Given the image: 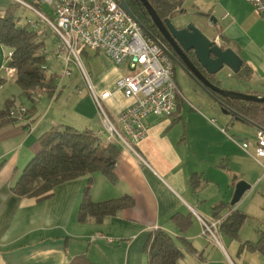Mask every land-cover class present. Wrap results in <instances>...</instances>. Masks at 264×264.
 Wrapping results in <instances>:
<instances>
[{"label":"crops","instance_id":"1","mask_svg":"<svg viewBox=\"0 0 264 264\" xmlns=\"http://www.w3.org/2000/svg\"><path fill=\"white\" fill-rule=\"evenodd\" d=\"M180 4L177 12L190 11L206 21L214 33L209 40L239 56L247 75L238 78L233 74L236 78L234 84L241 86L245 94L264 97V16L255 13L245 0H181ZM10 5L9 0H0V12ZM176 26L181 29L186 25L180 23ZM97 54L103 65L89 77V84L94 95L111 94L102 103V109L110 121L115 122L131 101L116 89L115 82L122 70L105 55ZM7 61L8 55L3 54L0 77H5L7 83L0 87V92L8 86L13 89L0 100V109L5 99H12L9 97H14L15 106L29 109L24 102L30 103V108L31 102L13 87V77L6 75ZM88 94L89 103L96 107L89 91ZM77 95L82 97L83 92ZM58 97L48 98L49 104L43 113L37 112V106L44 97L38 98L29 121L0 126V264H68L79 256H85L93 264H147L143 247L154 230H163L174 238L182 236L190 243L188 239L205 235L203 219L211 224L217 221L213 216L215 206H220L215 211L219 216L233 214L244 218L245 223V216L234 212L240 201L234 207L229 205L235 185L241 181L236 174L241 170L242 157L239 155L240 145L234 142L237 138L227 132L228 119L219 118L218 125L217 120H209L195 112L192 106L184 104V98H177L172 117L147 118L146 135L132 145L134 152L122 147L113 172L115 183H110L99 173L92 176V202L130 198L132 204L116 215L101 223L93 219L85 223L77 221L88 176L53 187L45 199L15 196L11 188L37 152L38 138L53 126L67 125L60 124L66 115L63 111L65 105L60 104ZM75 106L80 120L85 121L82 127H71L90 129L95 133L102 130L99 114L95 125L87 117V111L81 110L78 104ZM242 123L253 128L250 134L244 135L249 139H239L248 142L245 153L253 158L257 126ZM230 129L235 131V126ZM251 170L247 167L246 172ZM192 176H196L199 182L195 189L189 182ZM259 181L256 178L251 185L249 183L248 191ZM209 184L213 186L211 189L215 187L214 193L208 191ZM174 214L189 217L188 221H191L183 235L171 220ZM194 216L201 222L200 233L190 235ZM218 225L215 230L222 233ZM235 252L236 248L232 249L233 255ZM243 252L240 254L238 249L236 257H246ZM256 253L264 258L263 253Z\"/></svg>","mask_w":264,"mask_h":264},{"label":"trees","instance_id":"2","mask_svg":"<svg viewBox=\"0 0 264 264\" xmlns=\"http://www.w3.org/2000/svg\"><path fill=\"white\" fill-rule=\"evenodd\" d=\"M147 1L161 20L167 18L171 20L170 16L181 5V0ZM125 2L135 18L144 26L147 34L157 43L165 47L168 46L143 6L137 0H125ZM15 6L20 7L11 3L6 10L0 12V45L6 47L11 53L7 67L14 70L13 84L26 97V100L31 102V108H26V114L23 117L24 121H29L34 115L33 111H35V103L38 98L46 96L51 99L56 96L57 75L48 70L49 60L44 48L45 40L39 34V29L32 28L29 23L20 25L15 11H12ZM190 60L196 67L199 66L196 59ZM246 75L247 70L244 65L235 73L238 78ZM205 77L220 88V82L214 78V75L205 74ZM6 83L7 79L0 77V87L5 86ZM214 97L215 102L234 112V115L231 114V116L235 119L239 117L237 119L242 122H251L256 126L264 125V103L233 101L217 94H214ZM18 107L23 106H15L13 99L4 100L2 109H0V126L20 122L11 113ZM37 143V152L11 188L15 196L45 199L48 198L53 187L88 176L89 179L87 185L84 186L77 211L79 223H85L88 219L101 223L105 218L116 215L119 210L132 204L128 197L101 203H94L90 199V185H92L94 174H101L112 184L116 182L113 172L121 152L118 144L106 142L103 136L97 135L90 129L78 130L71 125L51 127L38 138ZM189 182L194 189L199 184L196 176H192ZM219 208L220 206H215L213 209V216L217 217L215 220H221L218 225L219 231L232 240L237 239L244 218H237L233 214L219 216L217 212L215 213ZM171 220L181 235L191 225V221H188L189 217L180 214L172 215ZM143 248L147 264H179L184 256L183 250H187L191 254L195 253L193 247L184 237L174 238L160 229L150 232ZM244 250L264 254V238L254 243L243 242L239 247V252L242 253ZM68 264L93 263L88 261L85 256H79Z\"/></svg>","mask_w":264,"mask_h":264},{"label":"built area","instance_id":"3","mask_svg":"<svg viewBox=\"0 0 264 264\" xmlns=\"http://www.w3.org/2000/svg\"><path fill=\"white\" fill-rule=\"evenodd\" d=\"M11 3L33 12L41 22L47 25L58 41L63 66V77H70L69 66L75 64L82 72L83 81L92 95L96 109L101 115L102 130L97 135L106 142L118 144L134 152L132 145L144 139L147 132L148 117L170 118L176 108L177 98H183L176 85L173 65L166 48L152 39L121 6L119 0H9ZM255 13L264 16V0H245ZM33 4L48 7L53 21L48 19ZM36 28L37 21H28ZM90 50L105 55L122 70L115 85L121 96L131 104L119 113L115 122L107 116L102 103L110 93L94 95L89 77L83 70L80 55ZM11 53L8 54V58ZM6 75L13 77L14 70L5 68ZM77 94H82L77 90ZM12 116L24 121L25 107L14 109ZM255 146L253 158L264 173V125L257 126L254 134ZM244 151L249 144L243 140H234ZM221 220L203 228L214 236L216 225ZM205 233V231H203Z\"/></svg>","mask_w":264,"mask_h":264},{"label":"rangeland","instance_id":"4","mask_svg":"<svg viewBox=\"0 0 264 264\" xmlns=\"http://www.w3.org/2000/svg\"><path fill=\"white\" fill-rule=\"evenodd\" d=\"M35 10H38L48 19L52 20L54 17L52 13L45 5L33 4ZM15 16L19 18L20 25L26 24L28 21H37L38 26L36 27L39 29V34L45 40V49L48 55L49 60V71L52 73H56L57 75V91L56 97L59 98V102L63 106V111L66 116H64L65 120L62 121L63 123L60 124H67L76 127H82L83 121L80 120L81 116L77 115L75 104H78L81 110H85L88 113H85L89 119H92L93 123L96 125V121L98 118H101L100 112L95 109L96 107L89 103L88 97V90L86 88L85 82L83 81L82 72L80 69L75 65L71 64L69 66V72H71L70 77H63V66L61 63V58H59L58 48V41L53 35L50 28L38 22L37 16L27 9L22 7H14ZM171 22L175 27L176 25H180L183 23L184 25L192 24L199 31L208 39L212 38L214 33L212 29H210L207 25L206 21L201 20L198 16L193 15L192 12L187 11L185 13L175 12L172 13ZM10 52L6 47L0 45V59H2V55H8ZM100 56L97 52H93L90 50H85L84 53L80 55V61L83 66V71L86 72L87 76L90 77L95 71L102 68V60L99 58ZM173 68H174V80L176 85L179 87L182 96L184 98V104L192 106L195 112H199L205 116V118L211 120H217V124L219 125V118L221 119H228V128L227 132L229 135H234L235 138L242 139L248 138L244 135L250 134L252 131V126L249 124L242 123L241 121H235L230 114H226L222 112L219 104H217L213 97L209 96L206 92H204L200 87L194 85V83L189 80L186 74L175 65L173 61ZM215 79L220 82V88L232 91V92H239L244 93L241 86H237L234 84L235 77L233 73L227 68L224 67L221 69L219 73L215 75ZM8 88L4 91L0 92V100L2 98H6L9 94L8 92L11 91L13 88ZM15 87L18 91L19 89ZM6 88V87H5ZM77 90H81L83 95H77ZM245 94V93H244ZM14 99V97H9ZM48 97L44 96L39 100V104L37 106V112L43 113L42 111L45 110L46 106L49 104ZM66 102V103H65ZM24 104L30 108V103L24 102ZM76 109V110H74ZM98 111V112H97ZM84 112V111H83ZM99 114V117H98ZM90 121V120H89ZM88 124V123H87ZM85 126V125H84ZM89 127L94 125H87ZM235 126V131H232L230 128ZM249 139V138H248ZM120 147V146H118ZM241 148V146H240ZM122 149V147H120ZM242 148L239 150V155H241V170L239 174H236L238 179L246 181L250 185L254 182L256 178L260 179L259 183H256L252 186L250 191L245 192L240 202L236 205V212L238 215H244L246 218L245 223L239 229L238 238L232 240L230 237H227L224 233H219L217 230L214 231V236L207 231L205 228V235L203 237L195 236V240L188 239L190 241V246H193L197 251L196 254H191L187 250H183L184 256L179 261V264H264V258L258 253H251V252H243L246 257L238 258L236 257V253L239 249V245L243 242H250L254 243L255 241L260 240L264 236V173L263 170L258 166L256 161L251 158L248 154L245 153ZM252 168L251 171H247V167ZM213 186L209 184L207 187L209 192L214 193L215 187L211 189ZM234 207V206H232ZM193 228L190 232V235L195 233H200L199 226L201 222L194 216ZM203 219V218H202ZM207 225H210V222H207L203 219ZM263 234V235H262ZM189 235V234H188ZM236 248V252L234 255L232 254V249ZM246 251V250H244ZM242 254V253H240ZM260 255V256H259ZM261 259V260H260Z\"/></svg>","mask_w":264,"mask_h":264},{"label":"water","instance_id":"5","mask_svg":"<svg viewBox=\"0 0 264 264\" xmlns=\"http://www.w3.org/2000/svg\"><path fill=\"white\" fill-rule=\"evenodd\" d=\"M137 1L147 12L156 30L160 32L166 43L169 44L176 55L182 60L187 74L197 83L200 89L213 98H215L214 94H217L222 98L224 97L233 101L237 100L245 103L251 102L257 104L264 103V97L262 96L258 97L252 94L227 91L215 86L210 80L206 79L205 75L197 67L193 66L185 55V52L192 51L193 54H195L199 66L207 75H216L224 67H227L235 74L241 69L242 61L234 51L229 48H222L216 41L209 40L192 24H188L179 29L173 25L170 19L161 20L147 0ZM119 4L131 18L138 22L142 31H145L144 26L135 18L128 6H126L125 0H119ZM145 32L147 33V31ZM216 103L219 104L222 112L234 115L232 110L218 102ZM249 189V184L243 180L239 181L235 185L229 205H236Z\"/></svg>","mask_w":264,"mask_h":264},{"label":"flooded vegetation","instance_id":"6","mask_svg":"<svg viewBox=\"0 0 264 264\" xmlns=\"http://www.w3.org/2000/svg\"><path fill=\"white\" fill-rule=\"evenodd\" d=\"M164 39V38H163ZM164 41H165V39H164ZM165 43H166V41H165ZM167 45L168 46H164L165 48H166V50H167V52H168V55L170 56V58H171V61L173 62H175V65L178 67V68H180L185 74H186V76L189 78V80H191L196 86H198L197 85V83H195L194 82V80H192L191 79V77L187 74V72H186V70H185V67H184V63L182 62V60L179 58V56H177L176 55V53L172 50V48L169 46V44L167 43ZM170 48V49H169ZM185 55L187 56V58L190 60V59H192V60H195L196 59V57H195V54H193V52L192 51H189V52H185ZM197 61V60H196ZM190 62L193 64V62L190 60ZM193 66L194 67H196L194 64H193ZM199 67V66H198ZM197 67V68H198ZM204 75H205V72L202 70V68L201 67H199L198 68ZM199 87V86H198Z\"/></svg>","mask_w":264,"mask_h":264}]
</instances>
